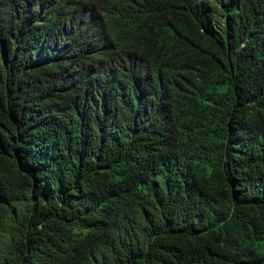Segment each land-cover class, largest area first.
<instances>
[{"label":"trees","instance_id":"trees-1","mask_svg":"<svg viewBox=\"0 0 264 264\" xmlns=\"http://www.w3.org/2000/svg\"><path fill=\"white\" fill-rule=\"evenodd\" d=\"M0 264H264V0H0Z\"/></svg>","mask_w":264,"mask_h":264}]
</instances>
